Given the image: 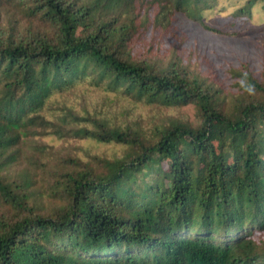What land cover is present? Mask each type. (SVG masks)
Here are the masks:
<instances>
[{"label": "trees", "instance_id": "1", "mask_svg": "<svg viewBox=\"0 0 264 264\" xmlns=\"http://www.w3.org/2000/svg\"><path fill=\"white\" fill-rule=\"evenodd\" d=\"M206 3L0 0V200L15 209L0 214V264H264V75L250 77L228 109L183 61L140 52L144 35L168 33L178 14L230 34L205 22ZM84 80L139 102L192 105L196 124L175 121L149 138L66 114L63 137L126 150L45 165L61 202L39 209L3 173L19 162L21 143L62 126L41 113L54 92Z\"/></svg>", "mask_w": 264, "mask_h": 264}, {"label": "rangeland", "instance_id": "2", "mask_svg": "<svg viewBox=\"0 0 264 264\" xmlns=\"http://www.w3.org/2000/svg\"><path fill=\"white\" fill-rule=\"evenodd\" d=\"M248 1H253L254 5L245 13L246 16L234 19L233 14L244 9ZM206 4L211 7L203 11L205 22L230 34L207 31L199 22L178 14L168 33L159 34L150 30L144 35L140 52L152 47L153 61H183L187 68L213 84L218 93L221 92L220 96L227 97V108L232 109L234 96L240 97L243 92H249L246 91L250 84L248 79L252 76L261 79L264 75V4L262 0H207ZM84 81L54 92L41 112L51 124L62 125L55 127L61 136L50 129L48 135L24 141L19 145V162L11 167L9 173H3L11 181L23 185L30 204L39 209L48 211L53 204L61 202L47 189L50 178L54 177L45 171V165L49 164L57 170L59 161L64 157H79L84 161H91L95 156L115 159L126 150L114 143L63 137L64 131L59 129L71 121V116L64 121L66 114L72 111L77 116L89 114L105 120L110 126L141 130L149 138L156 128L175 121L196 124L198 112L192 105L168 107L139 102L121 91L113 92L103 85L96 87L88 80ZM35 158L42 164L35 162ZM25 181L31 184H25ZM14 210L0 200V214Z\"/></svg>", "mask_w": 264, "mask_h": 264}]
</instances>
